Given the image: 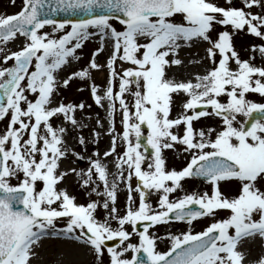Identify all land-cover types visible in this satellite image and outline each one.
I'll use <instances>...</instances> for the list:
<instances>
[{
    "label": "snow or ice",
    "instance_id": "1",
    "mask_svg": "<svg viewBox=\"0 0 264 264\" xmlns=\"http://www.w3.org/2000/svg\"><path fill=\"white\" fill-rule=\"evenodd\" d=\"M58 11L86 18H51ZM113 19L122 30L114 27ZM48 25L51 32L41 31ZM241 31L264 40V0H241L240 6L233 0L223 5L217 0H22L18 12L0 14V44L25 38L19 50L2 57L5 64H13L0 66V121H6L0 130V264H38L43 241L50 238L82 246L96 264H105V255L107 264H264V251L253 258L249 247L259 242L264 249V103L246 96H264V65L253 63L254 57H240L233 38ZM95 37L100 46L88 67L59 78L71 60L80 59L77 50ZM109 42L108 86L102 96L92 83L91 93L97 105L108 104L111 145L102 155L116 156L111 182L99 150L95 158L88 157L86 171L61 167L70 155L84 157L67 143L71 129L56 126L53 119L85 127L76 113L88 106L57 101L56 96L61 85L67 87L75 78L91 80V69L104 67L96 57ZM200 44L207 45L205 58L212 66L194 78L170 77V69L184 66L181 50ZM252 51L264 58V44L252 45ZM117 61L131 66L118 72ZM179 94L187 99L173 118L174 96ZM117 102L122 132L115 128ZM208 116L220 118L222 126L194 127V121ZM100 135L95 132L94 143ZM117 139L125 145L122 153H117ZM77 140L81 146L88 142L82 134ZM176 144L190 158L182 169L169 170L163 150ZM70 173L86 191L91 189L89 195L106 199L78 203L60 187ZM193 176L206 178L211 194L192 192L170 199L182 188V179ZM120 182L128 193L123 214L116 206ZM221 182L235 183L237 194H226ZM153 191L159 194L155 207ZM100 207L103 219L96 215ZM206 216L212 222L194 231L193 221ZM173 220L186 222L188 230L165 236L151 231ZM133 235L138 242H132ZM114 240L119 243L107 244ZM164 240L168 246L161 250L158 242Z\"/></svg>",
    "mask_w": 264,
    "mask_h": 264
},
{
    "label": "rangeland",
    "instance_id": "2",
    "mask_svg": "<svg viewBox=\"0 0 264 264\" xmlns=\"http://www.w3.org/2000/svg\"><path fill=\"white\" fill-rule=\"evenodd\" d=\"M219 4H225V0H217ZM241 0H233V4L236 6H240ZM22 7V0H15V3H12V0H0V14H12L18 12ZM253 11H260L258 8H254ZM111 23L114 25V27L117 28V30H122L123 25L119 23L116 20H112ZM221 26H217L219 29ZM51 25L45 26L44 29L41 31H49L51 32ZM63 32H57L54 35L59 36L62 35ZM213 38L216 37V32L212 33ZM234 45L235 48L238 50L239 55L242 59H248L249 57H254L252 60L253 63H255L257 66L264 65V58H262L258 51H252V45H261L264 44V40H261L260 38L255 37L252 34H248L244 31H241L237 33L234 36ZM25 42V38L23 36H19L18 39L8 42L7 44H0V48L4 49V51H0V66H11L14 61L9 60L7 64L3 62V55L6 53H10L11 51L19 50L20 47L23 46ZM206 45V44H204ZM100 46V40L99 37L91 38L87 41H85L83 47L81 49L77 50L78 55L80 56L79 60H71V69L69 71H65V69L59 73V78H65L69 72L79 70L82 67H88L89 60L92 58L93 51ZM207 46V45H206ZM111 49V42L108 43L106 50L103 52L105 54L104 60L97 59V62L104 65V67L100 70L91 69V80L87 79H80L75 78L72 81H70L69 85L67 87H64L61 85L59 94L56 96V100L60 101L62 100L65 103L73 102V103H85L88 107H86L83 110H78L76 113L78 121L82 125H85V127H73L71 124H69L67 121H63L62 117L59 118H53L56 126H66L69 129H71L70 133L67 136V143L70 148H74L76 152H80L84 159H78L74 156H69L67 160H64L61 164L62 168H75L77 170L84 169L85 171L89 167V160L88 157H94V154L97 150L101 153V159L104 163L108 165L109 169V180L114 178L113 174H116L117 170L115 168V159L116 156L113 154L110 157H103V152L108 150L111 145V133H109L108 128L109 124L111 123L109 112H108V104L105 101L104 106L101 107L95 103V100L91 93V85L92 83H95L98 86L99 94L103 96L104 90L108 86L109 82V70L107 68V59L109 57V52ZM204 47L200 52H196L190 56L191 62H185L184 68L188 70V72L181 71L184 76H181L180 73L176 78L179 79H187L190 78L188 75L189 70H197L202 73V69L205 70L206 68L211 67L210 61H208L205 58V52ZM219 57H217L218 59ZM201 59H204L203 62H200ZM198 62V68L196 66V62ZM131 65L127 63H122L120 61H117L116 64V70L120 72L123 67H129ZM233 68L236 67L234 63L231 65ZM197 68V69H196ZM99 79H103V85H100L98 82ZM116 91H118V80H117V86ZM30 98H31V94ZM128 95L129 101L132 100V97L130 94ZM247 99L258 102V103H264V96L249 92L246 94ZM187 99V98H186ZM185 99V100H186ZM220 99L222 102H226L227 97L221 96ZM182 98L174 99L173 103V109L170 113L171 117H176L177 114L183 111L181 104L183 101ZM199 109V107H198ZM197 109V110H198ZM211 111V109H208ZM239 119H244L243 117H239ZM97 120L100 121L99 124H97ZM122 116H121V109L119 107V103L117 102L116 112H115V128L117 132H122ZM6 126V121H0V130H3ZM222 126L221 119L215 116H208V117H202L197 121H194V127L197 129L199 128H217L219 129ZM100 132L101 135L95 143L93 140L95 139V132ZM173 131H176L174 128ZM182 131V129H181ZM147 132V129H145V134ZM84 135L87 139L86 146H81L78 143L77 137L79 135ZM214 135V134H213ZM184 146L180 144H176L174 148L171 149H164L163 155L166 159V167L171 169L180 170L184 166H186L188 159L190 158L189 153L183 151ZM125 149V145L123 141L120 139H117V153H122ZM79 178L74 174L70 173L65 180L60 184V187H66L67 190L70 192V194L75 195L77 197L78 203H88L90 200H101L103 201L106 199L103 195H96V193H89L91 192V189L89 188L87 191L82 186L81 183L78 182ZM12 183H16L15 178H13ZM133 186L136 184V178L133 177L132 180ZM182 188L177 189L176 192L170 194V199H177L182 197L186 193H203L205 191H208L209 194H211L212 185L211 183H205L200 182L198 179H193L190 177L184 178L181 181ZM221 188L223 191L226 192L228 195L237 194L238 188L235 183H232L229 185L228 183L221 182ZM100 192H103V185L100 184ZM127 188L125 187V184L123 182L119 183V188L117 192V201L116 206L120 210V214H123L126 210V204H127ZM134 198L137 200L138 204V194L133 193ZM151 202L153 204V207L156 206L157 201L159 199V194L155 191L151 194ZM96 215L98 218L103 219L105 216V210L100 207L97 209ZM213 217L206 216L202 217L200 219H197L193 221L191 227L194 231H200L204 227H206L210 222H212ZM115 225V222H113ZM128 227V230L131 231L130 226ZM189 228V225L186 222H168L167 224H159L157 226H154V228L151 231H155L157 235L165 236L166 232H174L179 233L182 231H187ZM132 242H138V237L136 235H133L131 237ZM61 240H56V238H50L45 239L43 241V247L39 250L41 253V260L38 262V264H64L73 261V259L77 256V248L74 247V243L67 240H62L63 243H60ZM65 242V243H64ZM66 243H69L68 245ZM159 247L161 250H166L167 248V241H161L158 242ZM256 245L258 246V254H260L264 249H262L259 242H256ZM80 246V245H78ZM82 247V246H80ZM83 248V247H82ZM85 248H83L84 250ZM87 250V249H86ZM253 252V250H251ZM127 257H131L132 253L129 251L127 254ZM57 259V261L55 260ZM105 264H107L108 256L105 255L103 257ZM78 264H96L94 256L88 252L87 258L81 263Z\"/></svg>",
    "mask_w": 264,
    "mask_h": 264
},
{
    "label": "bare ground",
    "instance_id": "3",
    "mask_svg": "<svg viewBox=\"0 0 264 264\" xmlns=\"http://www.w3.org/2000/svg\"><path fill=\"white\" fill-rule=\"evenodd\" d=\"M203 47L205 48L206 45L200 44V45L194 46L193 48H183L181 50V52H180V57L184 60V62H191L192 59H190V56L192 54L196 53V52L197 53L200 52ZM105 57H106L105 54L102 52L101 54H98L97 59L104 60ZM203 60L204 59H201L200 62H203ZM184 65H185V63H184ZM195 67L198 68V63H196V66ZM70 69H71V66L66 67L65 68V71H69ZM181 71L188 72V70H186L184 68V66L183 67H173L172 69L169 70L168 75L171 77L172 74L175 73L176 74V77H177L178 74L180 73L181 76H184ZM201 71H202V73H200L198 71V69L197 70H192V71L189 70V74L190 75H188V76L190 78H194V76H195L196 73L203 74L204 70L202 69ZM98 82L100 83V85H103L104 80L103 79H99ZM179 98H182V100H185L187 98V96L185 94H179V95L174 96V99H176V100L179 99ZM110 182H111V179H110ZM58 240H61L60 243H63L62 242L63 239H58ZM66 244L68 245L69 243H66ZM73 246L77 248V256H76L75 259H73V261L68 262V263H64V264H78V263L83 262L85 260V258H87L88 250H86V249L83 250V248L80 247V246H78V244H76V243H74ZM249 247H250L251 250H253L252 257L253 258L257 257L259 254H258V246L256 245V243L250 244ZM55 260L57 261V259H55Z\"/></svg>",
    "mask_w": 264,
    "mask_h": 264
},
{
    "label": "water",
    "instance_id": "4",
    "mask_svg": "<svg viewBox=\"0 0 264 264\" xmlns=\"http://www.w3.org/2000/svg\"><path fill=\"white\" fill-rule=\"evenodd\" d=\"M51 18L57 19V20H63V19H81V18H86V17L82 13L73 14L72 12L58 11V12L52 13L51 14ZM143 127H144V129H147V126L146 125H144ZM142 143H146V141L145 140H142ZM193 177H195V176H193ZM195 178H199L202 181H208L204 177H195ZM190 207L196 208L198 206L193 205V206H190ZM137 227H138V230H142V224H139ZM118 243H119L118 241H108L107 242V244L109 246H115Z\"/></svg>",
    "mask_w": 264,
    "mask_h": 264
}]
</instances>
